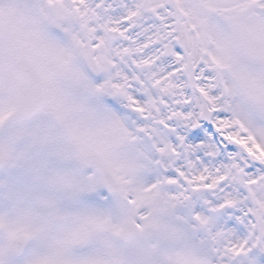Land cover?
<instances>
[{
  "label": "snow or ice",
  "instance_id": "snow-or-ice-1",
  "mask_svg": "<svg viewBox=\"0 0 264 264\" xmlns=\"http://www.w3.org/2000/svg\"><path fill=\"white\" fill-rule=\"evenodd\" d=\"M0 160V264H264V0H0Z\"/></svg>",
  "mask_w": 264,
  "mask_h": 264
},
{
  "label": "rangeland",
  "instance_id": "rangeland-1",
  "mask_svg": "<svg viewBox=\"0 0 264 264\" xmlns=\"http://www.w3.org/2000/svg\"><path fill=\"white\" fill-rule=\"evenodd\" d=\"M164 213L161 212L157 215H154L148 222L147 225H145L143 228H141L142 233L145 234L146 236L153 235L157 236L160 238V236H164L161 238V240H167L171 244L174 241V236H173V229L172 226L168 224L169 228L171 229L172 232H164L162 230H157L156 228H161L164 225ZM141 232V231H140ZM158 249V248H156ZM152 246L145 245L143 242L140 240H135L132 247L129 249L128 253V259L132 262V264H150V255L152 251ZM159 250V249H158ZM183 251L187 257V264H192L190 261H193L195 259L194 253L188 248L183 245L179 247L171 246L170 249L168 250H159L167 255H172L175 254L179 251ZM147 255L148 258L146 261H144L142 258L146 257Z\"/></svg>",
  "mask_w": 264,
  "mask_h": 264
}]
</instances>
